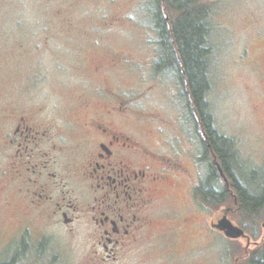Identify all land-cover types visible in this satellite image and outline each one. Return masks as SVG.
Wrapping results in <instances>:
<instances>
[{"label":"flooded vegetation","instance_id":"flooded-vegetation-1","mask_svg":"<svg viewBox=\"0 0 264 264\" xmlns=\"http://www.w3.org/2000/svg\"><path fill=\"white\" fill-rule=\"evenodd\" d=\"M91 25L60 24L71 47L74 37L88 35L87 47L69 48L79 54L77 59L65 64L53 59L57 65L49 70L39 62L29 72L30 88L16 85L0 103V195L5 204L19 213L38 212L70 237L77 233L84 246L81 264H197L189 254L211 244L209 238L205 245L191 240L197 210L208 216L209 230L239 241L215 228L219 218L210 214V174L219 164L202 121H197L200 136L182 130L180 136L169 135L170 121L160 123L132 106L135 98L149 93L151 68L173 70L174 80L168 79L173 96L181 85L187 90L186 81L181 84L184 71L172 62L171 45L159 41L157 60L145 61L141 69L148 72V81L139 78L132 85L117 69L135 65L133 58L120 61L115 55L106 65L91 60L100 47ZM54 77L64 80L55 87ZM220 181L233 194L221 175ZM202 183L205 188L199 191ZM171 190L181 192L182 203L167 211ZM23 230L22 237L28 229ZM37 250V264L52 263Z\"/></svg>","mask_w":264,"mask_h":264},{"label":"rangeland","instance_id":"rangeland-1","mask_svg":"<svg viewBox=\"0 0 264 264\" xmlns=\"http://www.w3.org/2000/svg\"><path fill=\"white\" fill-rule=\"evenodd\" d=\"M155 1L0 0V103L5 96L13 95L16 85L30 88L29 72L34 71L39 62L42 70H49L51 65H57L53 59L64 64L77 59L79 54L68 51L69 48L87 47L88 35L74 37L77 40L71 47L73 42H67L69 37L60 24L91 23L89 32L100 46L91 60L106 65L115 55L120 61L133 58L137 63L118 68V76H127L132 85L139 78L146 77L148 81V72L145 75L141 69H145V61L155 63L154 55L160 48ZM202 2L210 8L207 16L210 86L206 100L213 126L220 135L234 142L240 180L256 192L255 183L264 185V0ZM52 71L55 76L59 74L56 69ZM172 72L164 66L151 68L147 82L151 85L150 91L140 99L135 98L132 106L160 123L170 121L173 125L166 128L169 135L180 136L182 130L184 135L200 136L183 85L178 88L177 97L171 94L173 87L168 79L174 80ZM158 75L162 79L157 78ZM51 80L56 87L64 79ZM183 82L181 78V84ZM170 193L171 196L167 192L173 200L167 198V211L182 203L181 192L171 190ZM225 208L230 209V204L215 207L209 213L220 218ZM19 212L7 206L0 195V264H37L38 248L43 259H52L51 264H81L80 253L84 246L77 233L70 237L53 222L42 220L38 212ZM197 212L198 226L193 229L191 240L197 245H205V238L211 241L207 248L197 247L189 254L197 264H248L251 253L264 243L261 226L264 219L248 220L236 211L230 210L231 216L227 211L228 218L244 227L247 235L232 242L209 230L205 225L208 216ZM23 227L28 231L22 237ZM128 263L120 260L115 264Z\"/></svg>","mask_w":264,"mask_h":264},{"label":"trees","instance_id":"trees-1","mask_svg":"<svg viewBox=\"0 0 264 264\" xmlns=\"http://www.w3.org/2000/svg\"><path fill=\"white\" fill-rule=\"evenodd\" d=\"M155 3V26L160 43L164 41L171 45L169 47L172 62L176 67L179 64L178 68L185 73V78L183 76L182 79L186 81L191 115L204 124L211 140L215 161L218 162L233 192L229 193L224 185H220L219 171L213 166L210 174L213 181L212 207H228L230 204L232 212L236 211L248 220L264 219V185L255 183L257 191L253 192L240 180L234 142L220 135L213 126V118L206 100L210 86L208 78L210 26L207 21L210 8L202 0H156ZM162 10L166 17L162 15ZM205 185L202 183L198 190L203 191ZM224 211L227 212V209ZM230 214L233 215L229 212ZM243 251L245 253V250ZM248 264H264V243L251 253Z\"/></svg>","mask_w":264,"mask_h":264},{"label":"water","instance_id":"water-1","mask_svg":"<svg viewBox=\"0 0 264 264\" xmlns=\"http://www.w3.org/2000/svg\"><path fill=\"white\" fill-rule=\"evenodd\" d=\"M218 170L223 178L224 183L228 186V180L223 174V171L221 170L219 165H218ZM261 226L264 230V222L261 223ZM215 228L220 230L228 238L238 239L242 237H247L245 230L242 227L234 224L233 221L229 219L227 214L225 213L221 215V217L217 220V223L215 224Z\"/></svg>","mask_w":264,"mask_h":264}]
</instances>
